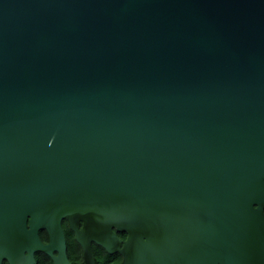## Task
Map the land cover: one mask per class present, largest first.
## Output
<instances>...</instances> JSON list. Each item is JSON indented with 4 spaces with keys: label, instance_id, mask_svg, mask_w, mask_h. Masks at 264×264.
Returning <instances> with one entry per match:
<instances>
[{
    "label": "water",
    "instance_id": "water-1",
    "mask_svg": "<svg viewBox=\"0 0 264 264\" xmlns=\"http://www.w3.org/2000/svg\"><path fill=\"white\" fill-rule=\"evenodd\" d=\"M63 220L85 264H264V0H0V264H72Z\"/></svg>",
    "mask_w": 264,
    "mask_h": 264
},
{
    "label": "trees",
    "instance_id": "trees-1",
    "mask_svg": "<svg viewBox=\"0 0 264 264\" xmlns=\"http://www.w3.org/2000/svg\"><path fill=\"white\" fill-rule=\"evenodd\" d=\"M64 227L67 233V242H68V254L70 258L72 259L74 264H85L83 256H82V248L80 244L77 242V240L74 237L73 231L69 228L67 221H64ZM121 236H125V233H119ZM42 238L45 240L47 239V234L46 232H41ZM95 253L100 260L101 264H113L120 260L121 255L118 253L110 254L105 251L104 248H102L99 245H96L95 247ZM39 264H52V259L50 256H48L44 252H40L38 256ZM3 264H8L7 261H5Z\"/></svg>",
    "mask_w": 264,
    "mask_h": 264
},
{
    "label": "flooded vegetation",
    "instance_id": "flooded-vegetation-1",
    "mask_svg": "<svg viewBox=\"0 0 264 264\" xmlns=\"http://www.w3.org/2000/svg\"><path fill=\"white\" fill-rule=\"evenodd\" d=\"M64 221H66V220H63V223H64ZM68 224V223H67ZM69 226V225H68ZM63 227H64V224H63ZM70 228V227H69ZM64 229H65V227H64ZM71 229V228H70ZM72 230V229H71ZM73 231V230H72ZM41 232H46V234H47V239H43L42 238V236H41ZM73 233H74V231H73ZM119 233H125V232H118V235H119ZM65 234H66V239H67V233H66V230H65ZM126 234V233H125ZM40 236H41V238H42V240L44 241V242H48L49 241V235H48V232L45 230V229H43V230H41L40 231ZM121 238H123V239H125L126 238V236H127V234L125 235V236H121V235H119ZM74 237H75V233H74ZM76 239V238H75ZM67 245H68V242H67ZM96 245H98V244H96V243H94L93 244V247H95ZM81 246V245H80ZM99 246H101V245H99ZM102 247V246H101ZM82 248V247H81ZM102 248H104V247H102ZM68 249H69V246H68ZM68 249H67V252H68ZM105 249V248H104ZM94 251H95V248H94ZM105 251H106V249H105ZM40 252H42V251H37L36 253H35V256H36V264H39V260H38V256H39V254H40ZM107 252V251H106ZM45 253V252H44ZM109 253V252H108ZM116 253H118V252H116ZM111 254V253H110ZM112 254H114V253H112ZM118 254H120V253H118ZM48 255V254H47ZM95 255H96V253H95ZM121 255V254H120ZM49 256V255H48ZM68 256H69V254H68ZM82 256H83V250H82ZM51 258V257H50ZM69 259L71 260V262H72V264H74L73 263V261H72V259L70 258V256H69ZM83 259H84V257H83ZM122 260V255H121V258H120V260H118L117 262H115V263H113V264H116V263H118V262H120ZM5 262V261H4ZM3 262V263H4ZM84 262H85V260H84ZM8 263V262H7ZM99 263L101 264V262H100V260H99ZM52 264H53V260H52Z\"/></svg>",
    "mask_w": 264,
    "mask_h": 264
}]
</instances>
